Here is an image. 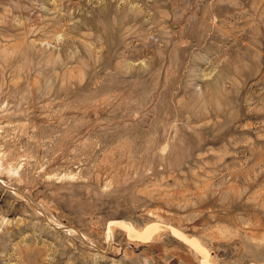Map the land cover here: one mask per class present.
<instances>
[{
  "label": "rangeland",
  "instance_id": "rangeland-1",
  "mask_svg": "<svg viewBox=\"0 0 264 264\" xmlns=\"http://www.w3.org/2000/svg\"><path fill=\"white\" fill-rule=\"evenodd\" d=\"M0 264H264V0H0Z\"/></svg>",
  "mask_w": 264,
  "mask_h": 264
}]
</instances>
